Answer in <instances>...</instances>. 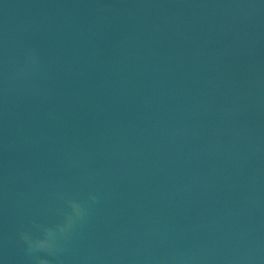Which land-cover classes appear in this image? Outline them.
I'll list each match as a JSON object with an SVG mask.
<instances>
[{
  "label": "water",
  "instance_id": "water-1",
  "mask_svg": "<svg viewBox=\"0 0 264 264\" xmlns=\"http://www.w3.org/2000/svg\"><path fill=\"white\" fill-rule=\"evenodd\" d=\"M0 264H264V0H0Z\"/></svg>",
  "mask_w": 264,
  "mask_h": 264
}]
</instances>
